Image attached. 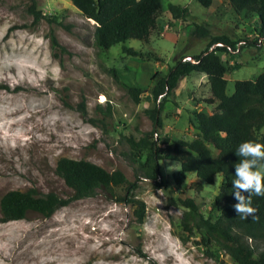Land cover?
<instances>
[{
	"label": "rangeland",
	"instance_id": "374dc122",
	"mask_svg": "<svg viewBox=\"0 0 264 264\" xmlns=\"http://www.w3.org/2000/svg\"><path fill=\"white\" fill-rule=\"evenodd\" d=\"M33 1L43 13L38 21L30 12ZM170 2L186 5L190 15L175 19L168 9ZM162 3L157 19L163 29L176 31L179 45L174 51L156 47L155 43H163L157 38V24L151 33L157 36L152 40L157 53L148 43L151 34L145 42L130 38L109 48L98 46L94 20L71 0H0V264H218L200 242V233L184 230L181 219L186 208L178 199L193 197L207 215L225 178L216 174L211 184L199 179L203 186L198 188L192 184L196 174L187 172L178 184L172 174L180 163L172 159L159 162L158 178L164 187L143 176L137 179L130 195L145 203L142 220L135 216L134 203L118 199L126 183L114 186L113 194L98 189L92 196L73 199L49 216L28 210L21 218L4 220L1 210V197L13 189L33 187L38 194L54 191L69 197L72 188L55 171L60 156L117 168L134 180L138 159L145 154L138 156L128 137L138 138L152 128L145 109L156 105L157 99L149 90L168 65L186 51L199 53L206 47L210 36L196 33L195 23L208 28L210 35L246 40L237 52H219L227 65V93L234 90L236 79H253L264 70V38L256 32L255 11H236L230 0H212L208 6L197 0ZM51 31L64 49L52 46ZM123 44L149 55L128 54ZM143 62L156 67V72L138 75ZM121 81L149 86L140 85L144 91L140 102H135ZM186 96L183 88L180 95L168 99L180 103ZM81 100L87 118H102L99 125L82 116ZM171 101L161 111L167 126L157 129L158 137L193 136V126L186 117L179 118ZM108 104L111 114L104 117L100 107ZM214 108V104L204 107ZM209 246L217 249L213 241ZM219 257L238 264L224 250H219Z\"/></svg>",
	"mask_w": 264,
	"mask_h": 264
},
{
	"label": "trees",
	"instance_id": "16d2710c",
	"mask_svg": "<svg viewBox=\"0 0 264 264\" xmlns=\"http://www.w3.org/2000/svg\"><path fill=\"white\" fill-rule=\"evenodd\" d=\"M71 1L83 15L94 20V40L102 48H109L118 42L125 43L130 38L148 41L149 35L157 26V18L163 7L162 0ZM197 1L204 6L212 2V0ZM230 1L236 11L243 9L255 11L259 18L256 32L264 38V0ZM168 9L174 18H185L190 15L188 7L179 3L170 2ZM30 12L35 21L43 17L42 11L36 8L34 1L30 6ZM194 30L200 35L210 36L206 47L193 55L197 61L178 58L165 74L156 79L150 87L152 97L157 99L160 93L163 95L156 105L145 109L152 121V128L138 138L128 137L131 149L136 151L138 156L142 152L145 154L144 159H138L139 171L135 173L134 180H129L124 172L117 168L108 170L86 158L60 156L56 161L55 171L72 188V194L66 198L54 191L38 194L33 187L26 190H9L1 197L4 220L21 218L28 210L49 216L59 206L73 199L92 196L98 189L113 194V187L123 183H126L125 193L118 196V199L134 203L135 216L138 220H142L145 203L130 195L137 186V179L143 176L149 178L156 187H164V182L158 178L159 162L162 159H172L180 163V167L172 174L178 184L184 181L187 171H195L196 176L208 184L214 182L216 174H222L225 178V182L211 202L207 215L202 213L193 197L178 199L186 208L181 219L184 230L188 234L197 230L200 233V242L218 264H228L219 257V250H224L238 264H264V196L252 198L253 206L258 209L256 214L259 219L256 221L251 217L247 220L241 219L233 207L237 203L233 193L235 166L240 161L236 150L245 140L264 142V70L253 79H236L234 90L227 93V65L219 53L227 50L223 46L212 49L210 47L216 41H223L233 46L237 41L226 34L210 35L209 29L198 23H195ZM50 40L53 47L64 49L52 31ZM122 48L131 55L142 57L149 55V52L125 44ZM193 71L207 74L209 102L214 103L215 108L210 112H194L198 131L191 140L171 138L167 135L154 138V132L162 127L163 103L173 94L179 78ZM115 75L118 77L116 73ZM121 83L133 100L140 102V94L144 91V87L132 82L121 81ZM79 106L82 116L87 118L85 102L81 100ZM100 110L104 117L111 114L109 104L104 109L100 107ZM87 119L99 125L102 118ZM192 184L198 188L203 186L199 180ZM242 194L248 195L246 192ZM211 241L217 245V249L210 248Z\"/></svg>",
	"mask_w": 264,
	"mask_h": 264
},
{
	"label": "crops",
	"instance_id": "0c3cea01",
	"mask_svg": "<svg viewBox=\"0 0 264 264\" xmlns=\"http://www.w3.org/2000/svg\"><path fill=\"white\" fill-rule=\"evenodd\" d=\"M175 19H178V18H175ZM157 24H158V26L160 28L159 29L160 36L159 37L152 36V34H151L150 35L151 38L148 41V43L151 45L152 48H154L153 50L156 51V48L152 46V40L155 39L156 37L157 38H161L163 43H161V45L159 44V46H158V43H155V46L156 47L163 46L165 48L167 47L168 49H170V51H174L175 48L179 45L178 44V34L176 33V31H174L172 29H168V28L167 29L166 28L163 29L164 26L161 25L163 23H160L158 21V19H157ZM141 43H142V41H141ZM142 44H144V43H142ZM133 47L138 49V47H135V46H133ZM141 47H142V45H141ZM179 48H181V47H179ZM156 52L158 53V51H156ZM197 53L198 52H188V51H186V52L182 53V56L185 55V54L194 55V54H197ZM181 59H182V57H181ZM155 63H156V65H158V67L162 68V65L159 66L158 60H156ZM161 63L163 64V62H161ZM140 67H142V68H140L138 70V75H142V74H144L146 72L148 74H149V72L150 73L151 72L152 73L156 72V67H154V66L152 67L151 65L149 66L148 63H145V62H143V65L140 66ZM169 67H170V65H168L167 70H168ZM148 83H149V85L152 83V77L150 75H149V78H148ZM138 85H143V86H145V88L147 86H149V85H147V83L143 84V83H140V82H138ZM183 88L187 89V96H186V98H184V101L182 100V101H180V103H178L177 100L176 101H174V100L171 101L170 99L167 98L166 101L163 103V106L166 107L167 105L165 103L167 101H171L175 105L176 111L178 110L177 112L179 113V115H178L179 118L180 117L181 118L183 117V119H185V117L187 118L188 122H190L191 125L193 126L194 135L191 136V137H188V138H184V137L183 138L181 137V138L185 139V140H191L192 138H194V136L196 135V133L198 131L197 127H196L197 121H196L194 112L195 111L210 112L207 109L205 110L204 107H207L208 105H211V104H214V103H210L209 102L210 91H209L208 77H207V74L205 72L193 71V72H191V73H189L187 75L181 76L179 78L176 86L174 87L172 95L173 96L180 95V93L183 91ZM149 92H151V91L149 90ZM140 97H141V94H140ZM214 106H215V104H214ZM146 108H149V106L146 107ZM162 109H163V107H162ZM161 117H162V127L167 126V123L165 121L167 119H164L162 114H161ZM172 118H173L172 120H174V117H172ZM187 172H194L195 173V171H187ZM197 180H199V178H197Z\"/></svg>",
	"mask_w": 264,
	"mask_h": 264
},
{
	"label": "clouds",
	"instance_id": "9594fccd",
	"mask_svg": "<svg viewBox=\"0 0 264 264\" xmlns=\"http://www.w3.org/2000/svg\"><path fill=\"white\" fill-rule=\"evenodd\" d=\"M240 157L235 166L233 193L237 203L233 206L241 219H259L253 206V196H264V142L245 140L236 150ZM248 193L247 196L242 193Z\"/></svg>",
	"mask_w": 264,
	"mask_h": 264
},
{
	"label": "built area",
	"instance_id": "2783aa9c",
	"mask_svg": "<svg viewBox=\"0 0 264 264\" xmlns=\"http://www.w3.org/2000/svg\"><path fill=\"white\" fill-rule=\"evenodd\" d=\"M246 40L245 39H239L236 44L233 46L231 44L225 43L223 41H216L214 44H212V46L210 47V49L216 47V46H223L226 48L227 51L229 52H237L240 50V46L245 44ZM191 60V61H197V59L194 58L193 55L190 54H185L182 56V60ZM163 93H160L157 97V101L162 97ZM158 137V132H154V138Z\"/></svg>",
	"mask_w": 264,
	"mask_h": 264
}]
</instances>
